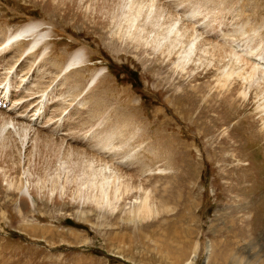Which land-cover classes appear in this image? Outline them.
<instances>
[{"label":"rangeland","instance_id":"1","mask_svg":"<svg viewBox=\"0 0 264 264\" xmlns=\"http://www.w3.org/2000/svg\"><path fill=\"white\" fill-rule=\"evenodd\" d=\"M47 1L0 0V42L32 20L49 33L0 55V90L11 93L0 108V264H264V86L236 76L243 63L195 59L208 39L245 62L263 57L264 0H158L202 38L185 71L177 51L137 50L114 27L50 12ZM82 46L88 60L61 71ZM231 69L233 86L221 90ZM21 125L31 128L23 144ZM39 132L84 150L96 170L101 161L132 175L134 190L116 209L80 196L58 153L32 149ZM147 195L156 211L133 217Z\"/></svg>","mask_w":264,"mask_h":264},{"label":"bare ground","instance_id":"2","mask_svg":"<svg viewBox=\"0 0 264 264\" xmlns=\"http://www.w3.org/2000/svg\"><path fill=\"white\" fill-rule=\"evenodd\" d=\"M83 1L84 0H48L46 2V8L50 12L64 11L69 16L74 15V18L75 16H77L78 18L85 17L87 18V20L93 19V21L95 20L96 23L100 24L98 26L101 27L102 29L107 28L109 30H113L115 28L116 35H118L120 39L126 38L127 40L131 41V43L136 46L137 50L138 49L143 50V48L147 49L149 46L152 45L156 47L158 50L160 49L163 54L166 53L169 56V58H172L171 56L172 55L174 56V52L177 51L178 52L177 53L178 55L176 57L178 59L176 62L177 68L179 67L181 70L184 71L186 70L188 62L192 60L191 58L193 57V54L198 49V48L196 49V45H198L197 41L202 42L201 40L202 38L199 39V35L195 33V31L197 30H195L194 26H190L188 24L180 25L179 17L169 12L164 7V4L163 6L162 4L160 5L159 3L160 1L158 0H99L98 2H93V0H86L84 2ZM90 2H93L91 3L94 6L92 9L88 5L90 4ZM185 12H187V10ZM190 13L191 16H196L198 11L196 12V10L193 11L191 10ZM32 21L21 25L13 33L2 37L3 40L0 42V48L5 50L1 52V55L4 54L9 49L15 48V46L22 45L21 40L24 39L18 40V38L20 36H23L24 34H28L27 32H30L32 34V38H29L27 40L26 46L24 47L19 46L20 50H25V49L28 50L34 47L36 44L40 43L41 41H44V39L47 37L49 33H41V31L39 33L37 29L40 28L41 24ZM200 46L201 47L199 49L201 50V52L198 53L199 55L197 54V56L199 57L195 58L196 60L201 61V63H204V59L209 54L210 57L208 55V57L206 58L209 59L208 65H210V63H212L214 59L216 60L218 59L220 61L229 59V61L234 64L238 62L243 63L244 67L241 68L238 67L239 65L237 64L236 65L239 69L246 70L245 73L246 75L242 74L239 71L238 73L236 72V76L238 77L243 76L245 79L247 78L254 82L257 81L258 83H262L264 86V67L261 65V62L258 63L256 62L257 64L254 62L250 63L251 59L249 60V62H245V59L241 58L240 53L238 54L236 52H233L232 50L228 49L226 46L219 45L218 43L213 44V42H211V40L209 39L204 40V42L201 43ZM248 50L251 51V53L255 51L252 48ZM21 52L22 51H20L18 55L23 53ZM158 52L160 53V51ZM88 53L89 51L86 50L85 46L79 47L76 52H74L69 56L68 60L66 61V64H64L63 67L60 68L61 71L64 69L65 66H67L68 68L79 65L82 66V62H84L85 60L87 61L89 58ZM263 53L264 50L262 52V55H264ZM259 57L264 59V56L263 57L259 56ZM15 59L13 58V60H9L11 62H8L7 67L4 65L6 69L8 68V70H10L12 68V66L15 63L14 62ZM234 64L233 67L235 66ZM101 70L102 69H100L99 71L97 70L98 72L93 76L91 83L92 81H94L95 76L98 75ZM233 73L234 72L232 69L228 71L226 70L223 73L222 78L218 77L219 78V80H217L218 86L222 88L221 90L223 89H225L226 91L231 90L233 86V82L231 81V78L233 77ZM257 79H260L261 81ZM249 83L250 85H252V87H255L256 92L258 91L261 92V90L264 88L263 87L262 89H260L259 88L260 86L258 87L257 84L251 81H249ZM259 92L256 95H259ZM10 94L8 93V95ZM240 94L246 97L244 95V92ZM5 95L6 93L4 91L2 94H0V99L3 100V97ZM23 97H25V94ZM63 113H65V111ZM35 114H36L35 112L29 114L31 119L35 117ZM11 116L13 117V115ZM3 117L2 120L5 119L3 123L8 122L7 119L8 117L6 116ZM15 122L14 125L16 128V124H18V121L16 122V124ZM3 125L5 126V124ZM6 127H1L4 128L3 130L4 132ZM20 130H22V132L24 133V136H22L23 134L21 133H20L21 136H19L20 137L19 141H21V144H23L27 136H29V131L31 130V128H29V126L26 127L19 126L18 130L16 129V132L19 133ZM35 131L36 130H34L33 133ZM11 132L13 133V130ZM33 137H35V134ZM34 140H37V143L35 142L33 143L34 145H32V149L33 150L35 148H37V150L45 149V154H44L45 156L43 158H45L47 155L48 156L46 158H49V156H53L56 153H58V155L60 156H63L60 158V156L56 155L59 158V160L57 159L59 163L58 164L59 168L66 174L65 177L66 181H68L69 183L73 182V185L76 186L75 187L76 192L80 196H84L85 194L90 193L89 196L91 197L92 202L96 203L98 206L101 205L103 207H106L105 205H107L110 206V208L112 207L113 209H116L118 202L120 203V200L125 199L124 196L126 194H129L127 191L128 188L130 187V189L132 190L133 187L131 186L132 183L131 181L133 179L132 175L122 174V172H117L115 171V168H112L106 162L102 163L101 161H100L101 163L97 161L99 166L98 170H96V168H92L95 165L94 164L95 160L93 159V157L90 158L89 157L90 154H88L84 150H81L75 146L66 147L62 144L61 139L52 138L50 135L44 133L41 134L40 132L38 137H35ZM64 147L67 148L68 150L64 149ZM32 149L29 150V155L33 157ZM37 155L39 154L37 153ZM105 171H111V173L109 174L108 172ZM19 192H21V194H23L25 197L30 196L28 188H22V189L20 188ZM140 196L141 195H139V197ZM82 198L83 197H81V199ZM143 198L144 199H142L141 202L138 203L137 208L133 210L132 215L133 217L139 219H145V218L148 219V217L153 215V212L156 211V209H155V205L150 202L148 195L147 197H143ZM209 252H210V248L208 250V253Z\"/></svg>","mask_w":264,"mask_h":264}]
</instances>
